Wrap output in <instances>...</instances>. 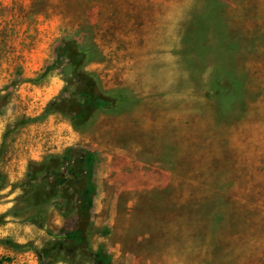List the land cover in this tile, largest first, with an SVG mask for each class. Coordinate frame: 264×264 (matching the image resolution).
Segmentation results:
<instances>
[{
	"label": "rangeland",
	"instance_id": "1",
	"mask_svg": "<svg viewBox=\"0 0 264 264\" xmlns=\"http://www.w3.org/2000/svg\"><path fill=\"white\" fill-rule=\"evenodd\" d=\"M0 264H264V0H0Z\"/></svg>",
	"mask_w": 264,
	"mask_h": 264
},
{
	"label": "trees",
	"instance_id": "2",
	"mask_svg": "<svg viewBox=\"0 0 264 264\" xmlns=\"http://www.w3.org/2000/svg\"><path fill=\"white\" fill-rule=\"evenodd\" d=\"M102 100H98V103H101ZM89 109H93V107L91 106Z\"/></svg>",
	"mask_w": 264,
	"mask_h": 264
}]
</instances>
